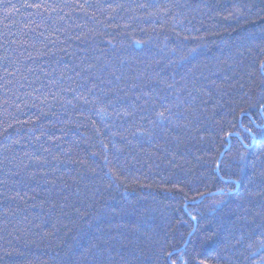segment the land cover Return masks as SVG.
I'll return each mask as SVG.
<instances>
[{"label": "trees", "instance_id": "trees-1", "mask_svg": "<svg viewBox=\"0 0 264 264\" xmlns=\"http://www.w3.org/2000/svg\"><path fill=\"white\" fill-rule=\"evenodd\" d=\"M262 65L264 0H0V264H264Z\"/></svg>", "mask_w": 264, "mask_h": 264}, {"label": "snow or ice", "instance_id": "snow-or-ice-1", "mask_svg": "<svg viewBox=\"0 0 264 264\" xmlns=\"http://www.w3.org/2000/svg\"><path fill=\"white\" fill-rule=\"evenodd\" d=\"M262 67H264V65H262ZM157 118L160 119V120L166 119V117L164 115V112L157 113ZM169 258H171V254H169ZM172 264H175V261H173Z\"/></svg>", "mask_w": 264, "mask_h": 264}]
</instances>
